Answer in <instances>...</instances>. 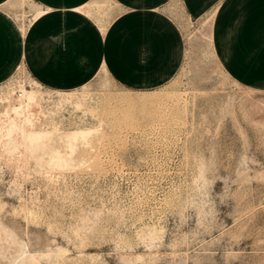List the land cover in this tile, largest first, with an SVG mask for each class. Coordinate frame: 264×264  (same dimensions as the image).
Here are the masks:
<instances>
[{
  "label": "rangeland",
  "instance_id": "obj_1",
  "mask_svg": "<svg viewBox=\"0 0 264 264\" xmlns=\"http://www.w3.org/2000/svg\"><path fill=\"white\" fill-rule=\"evenodd\" d=\"M167 8L185 52L165 84L131 89L100 70L76 89L86 111L40 100L51 122L36 129L100 131L73 152L58 133L6 135L0 102V264H264V86L223 68L211 11ZM34 80L21 65L0 94L14 83L57 95Z\"/></svg>",
  "mask_w": 264,
  "mask_h": 264
},
{
  "label": "crops",
  "instance_id": "obj_2",
  "mask_svg": "<svg viewBox=\"0 0 264 264\" xmlns=\"http://www.w3.org/2000/svg\"><path fill=\"white\" fill-rule=\"evenodd\" d=\"M173 2L192 18L211 11L223 68L241 83L264 86V0H0V84L24 65L55 90L82 87L103 68L125 87H159L185 52L167 8Z\"/></svg>",
  "mask_w": 264,
  "mask_h": 264
},
{
  "label": "bare ground",
  "instance_id": "obj_3",
  "mask_svg": "<svg viewBox=\"0 0 264 264\" xmlns=\"http://www.w3.org/2000/svg\"><path fill=\"white\" fill-rule=\"evenodd\" d=\"M41 9H39L35 17L41 13ZM102 13V12H101ZM211 21L212 17L209 16L208 19L205 20V27L210 30L211 27ZM208 36H210V32H208ZM102 71H107L105 68L101 69ZM16 76V75H15ZM17 77V76H16ZM36 86L42 85L37 80L33 81ZM37 82V83H36ZM84 85L83 87H85ZM21 90L23 92V97L20 99L15 100L13 98L12 93H7L6 95L0 94V102L5 103V110L3 114L6 116L7 120L4 122V127L6 129V135L11 136L15 132L18 133L24 140H27L31 142L32 144H46L48 141L52 140L54 135L58 133L59 140H62L67 143L71 151L73 152L75 147L78 145L77 142L80 141L83 143L86 141H89L90 137L92 135H95L94 133L97 130L96 127L91 126H79L74 127L72 129L69 128V130L61 131L62 129H59L57 126L53 128H42V129H36L33 122L34 113L29 112L30 105L32 103H36L39 108H37L39 114H45L48 115V113H45V110L40 107L42 105L39 104L40 100L45 99L48 101H51L53 106L55 108H62L66 104H73L77 109H82L83 111H86V104L83 99L77 98L78 96V90H55L57 92V95L55 97H46L44 94H42L38 89L29 88L24 84H21ZM84 92V91H83ZM80 93V92H79ZM85 94V93H83ZM82 97V96H81ZM84 98V97H82ZM13 100V101H12ZM89 104V103H88ZM87 104V105H88ZM16 114L15 116H12V113ZM33 112V111H32ZM50 112L55 113L56 111L50 110ZM22 116L23 121L19 119V117ZM25 123H30L31 128H26ZM100 127L99 125H97ZM100 132V131H99ZM97 133V132H96ZM93 137V136H92ZM66 146V144H65ZM70 151V152H71ZM54 152V151H53ZM65 153V152H64ZM69 153V152H66ZM70 154V153H69ZM67 156L63 155L61 151L58 150L55 151V162L58 164H63L67 162ZM54 159V158H53Z\"/></svg>",
  "mask_w": 264,
  "mask_h": 264
},
{
  "label": "built area",
  "instance_id": "obj_4",
  "mask_svg": "<svg viewBox=\"0 0 264 264\" xmlns=\"http://www.w3.org/2000/svg\"><path fill=\"white\" fill-rule=\"evenodd\" d=\"M21 85V84H20ZM12 88H14V94H13V98L15 99V100H17V99H20V98H22L23 97V92H22V90H21V87L19 88V86H17V85H15L14 83H13V85H12ZM33 104V103H32ZM32 104L30 105V108H31V106H32ZM39 104L41 105V102H39ZM40 107H42V106H40ZM30 108H29V110H30ZM43 108V107H42ZM44 109V108H43ZM46 109V108H45ZM44 109V110H45ZM28 110V111H29ZM30 112V111H29ZM31 113H34V112H31ZM35 115H34V117H33V122H34V124L35 125H42V126H46V125H48L51 121H50V117H46L45 116V114H39L38 113V111H37V113H34Z\"/></svg>",
  "mask_w": 264,
  "mask_h": 264
}]
</instances>
